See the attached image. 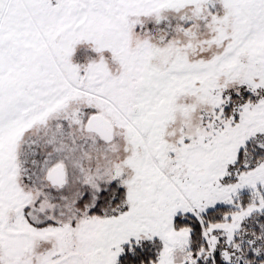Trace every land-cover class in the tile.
I'll return each instance as SVG.
<instances>
[{"label": "snow or ice", "instance_id": "1", "mask_svg": "<svg viewBox=\"0 0 264 264\" xmlns=\"http://www.w3.org/2000/svg\"><path fill=\"white\" fill-rule=\"evenodd\" d=\"M0 264H264V0H0Z\"/></svg>", "mask_w": 264, "mask_h": 264}]
</instances>
